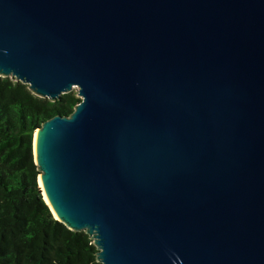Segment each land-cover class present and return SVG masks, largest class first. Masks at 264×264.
<instances>
[{
	"label": "water",
	"instance_id": "1",
	"mask_svg": "<svg viewBox=\"0 0 264 264\" xmlns=\"http://www.w3.org/2000/svg\"><path fill=\"white\" fill-rule=\"evenodd\" d=\"M0 77L79 89L34 156L100 263L264 264V0H0Z\"/></svg>",
	"mask_w": 264,
	"mask_h": 264
},
{
	"label": "trees",
	"instance_id": "2",
	"mask_svg": "<svg viewBox=\"0 0 264 264\" xmlns=\"http://www.w3.org/2000/svg\"><path fill=\"white\" fill-rule=\"evenodd\" d=\"M80 101L74 91L52 101L0 77V264H102L93 239L54 216L34 156L35 130Z\"/></svg>",
	"mask_w": 264,
	"mask_h": 264
},
{
	"label": "rangeland",
	"instance_id": "3",
	"mask_svg": "<svg viewBox=\"0 0 264 264\" xmlns=\"http://www.w3.org/2000/svg\"><path fill=\"white\" fill-rule=\"evenodd\" d=\"M72 91H74L75 93H77L78 94V96H79V89L78 88H73V90Z\"/></svg>",
	"mask_w": 264,
	"mask_h": 264
},
{
	"label": "bare ground",
	"instance_id": "4",
	"mask_svg": "<svg viewBox=\"0 0 264 264\" xmlns=\"http://www.w3.org/2000/svg\"><path fill=\"white\" fill-rule=\"evenodd\" d=\"M36 135H37V133H36ZM36 135H35V136H36ZM35 142H36V138H35Z\"/></svg>",
	"mask_w": 264,
	"mask_h": 264
}]
</instances>
